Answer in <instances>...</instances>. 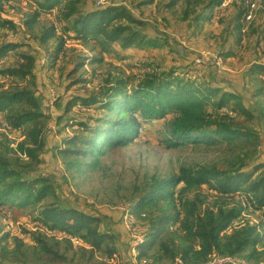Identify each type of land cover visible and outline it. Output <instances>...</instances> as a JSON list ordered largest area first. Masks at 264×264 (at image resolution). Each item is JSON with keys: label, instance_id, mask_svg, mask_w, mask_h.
I'll return each instance as SVG.
<instances>
[{"label": "trees", "instance_id": "1", "mask_svg": "<svg viewBox=\"0 0 264 264\" xmlns=\"http://www.w3.org/2000/svg\"><path fill=\"white\" fill-rule=\"evenodd\" d=\"M131 1L135 9L121 0L100 5L88 4V0H35V11L25 24L30 26L42 14L54 12L56 20L40 35V43L56 35L60 30L57 22L66 26L68 39L80 41L90 51H100L99 56L81 57L68 72L71 74L85 63L101 62L103 53L115 52L114 44L120 48L122 58L128 49L147 56L162 47L173 52L169 37L148 32L147 21L137 15L136 8L158 1L162 18L165 19L163 12L169 13L176 22L192 28L193 37L204 35L205 26L214 19L221 23L230 7L235 9L234 15L223 29L221 43L229 46L220 47L218 53L223 59L248 63L244 75L249 89L228 88L221 75L214 80L212 75L219 70L216 65L211 66V77H202L191 74L193 65L181 71L152 63V71L132 86H128L127 79L107 75L93 95L67 99L63 112L56 117L58 125L63 122L58 133L67 127L78 130L62 133L52 146V155L62 157L66 171L97 170L101 156L134 141L142 124L173 114L166 124L168 147L224 142L235 145L238 151L221 165L181 166L177 174L161 179L153 176L133 189L126 211L145 222L140 231L142 239L132 245L137 250L135 258L149 259L151 264H208L217 256L263 259L264 234L258 224L233 222L249 208L261 211L264 220V158L259 150L260 132L255 126L257 113L264 119V81L257 79L260 74L264 76V62L258 58L264 51L259 47L264 39V24L260 30L251 31L256 39L247 40L242 49L245 16L251 3L247 0H230L216 12L215 8L227 0ZM13 25V21L0 15V28ZM24 44L1 41L0 62ZM62 44L64 40L54 50L52 60L59 55ZM16 54L21 61L0 68V77L29 79L35 85L34 55L23 51ZM189 54L194 53L182 51L180 60L187 62ZM76 81L72 79L71 84ZM34 88L17 82L5 88L0 83L1 125L6 123L4 128L21 131L23 136L15 151L4 146L7 152L12 151L10 157L0 154V207L22 209L46 197L54 200L34 216L33 222L43 230L38 227L25 231L32 246L17 236L0 237V264H119L114 260L119 254V235L111 225L102 227V216L63 204L52 177L38 171L46 147L44 118L48 115ZM248 95L256 98V108L247 105ZM74 106L98 112L66 116ZM204 186L214 192L210 204L205 203L206 195L201 193ZM72 237L79 243L75 244Z\"/></svg>", "mask_w": 264, "mask_h": 264}, {"label": "rangeland", "instance_id": "2", "mask_svg": "<svg viewBox=\"0 0 264 264\" xmlns=\"http://www.w3.org/2000/svg\"><path fill=\"white\" fill-rule=\"evenodd\" d=\"M111 1L120 0H88V4L100 5ZM229 1L227 0L226 3ZM231 1L234 3L240 0ZM121 2L135 9L131 0H121ZM247 2L251 3L249 4L250 10L245 16L246 26L242 32L244 39L240 44L242 49L247 40L254 41L256 39V34H251V31L256 28L260 30L264 24V0H247ZM157 3L159 2L136 8L135 12L147 21L148 32L158 36L165 34L169 37L170 49H173V52H169L168 47H162L154 49L152 51L154 55L149 54L147 56L146 53L139 50L128 49L122 58L120 48L114 44L115 52L103 53L101 62L85 63L76 72L70 74L68 72L81 57L86 55L90 57L99 56L100 51H90L80 41L68 39L70 37L65 31L66 26L57 22L56 24L60 26V30L56 35L46 42L40 43L38 41L40 35L54 24L55 13L42 14L36 22L29 26L25 22L35 11V0H0V15L14 23L13 26L0 28V42L16 40L25 43L23 47L16 51L28 52L34 55L36 84H32L29 79L15 81L1 77L0 83H3L5 88L13 86L16 82L19 85L35 87L34 89L37 90L42 106L45 103L50 105L47 109L42 108L48 116L44 118L46 147L41 153L38 171L52 177L57 195L63 204H70L102 216L105 222L102 223V227L108 224L111 225L110 227L119 235V254L114 259L119 264H151L149 259H136L137 250L132 248L136 241L142 239L140 231L143 229L142 224L145 225L144 221L135 216H129L126 211L128 210L127 200L131 197L135 187H140L153 176L161 179L177 174L181 166L221 165L233 158L238 151L235 145L224 142L216 145L188 143L176 148L168 147L165 140L166 124L173 117V114H169L166 119L153 120L142 124L138 137L128 145L107 151L106 155L101 156L97 170L66 171L64 170L62 157L55 158L52 155V146L57 140L59 141L62 133L68 134L78 130L77 128L67 127L64 132L58 133V129L62 127L63 122L58 125L56 117L63 112L67 99L73 95H93L98 91L99 85L104 82L107 75L127 79L128 86H132L138 83L145 73L152 71L154 67L152 63L160 65L161 68L174 66L180 70H187L189 66L193 65L192 59L202 52L207 55L205 65L200 66L198 69L193 67L192 75L203 77V74L206 75L207 73L211 77V70L208 69L215 65L211 62L212 55H216V64L219 68V70H216L217 73L215 72V75H212L214 80L221 78L219 75L224 74V72L230 73V70L243 68L244 61L234 58L223 59L218 53L220 47L227 48L229 46V43L221 44L225 35L223 29L230 22L229 20L233 17L235 9L231 10L230 7L228 10L226 9L221 23L216 22V19H214L205 26L206 33L194 39L195 36H190L192 28H189L186 24L176 22L167 12H163L165 13V19L162 18L159 13L160 4ZM63 40L64 44H62L59 55L52 60L51 55L60 41ZM193 45L197 46L194 47ZM259 47L264 50V39ZM174 49L180 53L191 51L194 54L193 56L189 54L188 61L185 62L186 65L182 59L180 60V53L176 54ZM16 51L10 52L3 58L0 62V68L9 65L14 66L21 61ZM258 56L259 60L264 62V51L262 55ZM72 79L78 81L71 84ZM257 79L258 81L262 79L264 81V76L260 74ZM245 101L248 102L247 105L250 107H255L253 103L256 98H251L248 95ZM96 112L98 111L92 108L86 109L74 106L66 116L82 117L88 113ZM256 115L255 126L260 132L259 150L263 159L264 119L258 116V113ZM4 127L5 125H1L0 120V154L10 157L12 151L7 152L4 146L8 145L9 149L15 151L23 136L21 131H9ZM201 193L206 195L205 203L210 204L214 196L213 190L204 186ZM240 196L243 198L242 195ZM53 200L52 197H46L41 202L22 209L13 208L10 210L0 207V237L4 234H9L10 237L17 236L23 238L27 244L32 246V242L29 241L28 234L25 231H34L38 227L43 230V226L38 223L35 224L33 219L43 205ZM241 220L257 223L261 233L264 234V220L261 211L249 208L233 224L238 221L242 222ZM72 241L75 244L79 243L76 237H72ZM260 247L258 245L259 249ZM226 257L232 260L230 264H264V258L249 261L243 256H217L208 264H217L219 258Z\"/></svg>", "mask_w": 264, "mask_h": 264}, {"label": "crops", "instance_id": "3", "mask_svg": "<svg viewBox=\"0 0 264 264\" xmlns=\"http://www.w3.org/2000/svg\"><path fill=\"white\" fill-rule=\"evenodd\" d=\"M226 2L223 3L222 5L218 6L215 8V12L218 10V9H223L224 6H225ZM196 38H199V36H195L194 39ZM192 39V40H194ZM194 47L197 46V45H193ZM248 66V63H245L243 65V68L242 69H234V70H230V73L229 72H224V74H221V76H223V78H225V84L228 88H231V89H234V90H237V91H241L244 88L248 89V84H247V78L245 77V70H246V67ZM206 69V68H205ZM209 71L210 70H213V69H208ZM242 70V71H240ZM244 72V73H243ZM204 73V72H202ZM207 74V73H206ZM210 74L212 75L213 73L210 72ZM223 82V81H222ZM242 91H245V90H242Z\"/></svg>", "mask_w": 264, "mask_h": 264}, {"label": "built area", "instance_id": "4", "mask_svg": "<svg viewBox=\"0 0 264 264\" xmlns=\"http://www.w3.org/2000/svg\"><path fill=\"white\" fill-rule=\"evenodd\" d=\"M206 56L207 55H205V52H202L201 54L195 56L193 59V67L198 69L200 66L202 67L203 65H205V57ZM212 56H213V59L211 62L218 67V64H216V55H212ZM43 106H46L45 108L50 107L49 103H45V105H43ZM2 125L6 126V123H3ZM217 264H229V262H226V263H219L218 262Z\"/></svg>", "mask_w": 264, "mask_h": 264}, {"label": "bare ground", "instance_id": "5", "mask_svg": "<svg viewBox=\"0 0 264 264\" xmlns=\"http://www.w3.org/2000/svg\"><path fill=\"white\" fill-rule=\"evenodd\" d=\"M218 262L219 263H226V262H229V264L232 262V260L229 258V257H226V258H219L218 259Z\"/></svg>", "mask_w": 264, "mask_h": 264}]
</instances>
